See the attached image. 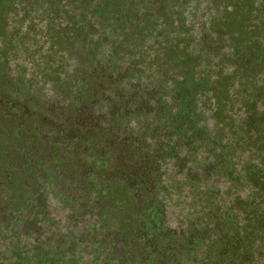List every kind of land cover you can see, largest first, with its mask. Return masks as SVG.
I'll use <instances>...</instances> for the list:
<instances>
[{"label": "flooded vegetation", "instance_id": "obj_1", "mask_svg": "<svg viewBox=\"0 0 264 264\" xmlns=\"http://www.w3.org/2000/svg\"><path fill=\"white\" fill-rule=\"evenodd\" d=\"M0 264H264V0H0Z\"/></svg>", "mask_w": 264, "mask_h": 264}]
</instances>
